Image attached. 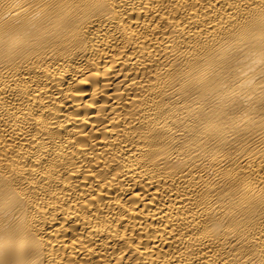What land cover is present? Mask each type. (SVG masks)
Segmentation results:
<instances>
[{"label":"bare ground","instance_id":"1","mask_svg":"<svg viewBox=\"0 0 264 264\" xmlns=\"http://www.w3.org/2000/svg\"><path fill=\"white\" fill-rule=\"evenodd\" d=\"M0 264H264V0H0Z\"/></svg>","mask_w":264,"mask_h":264}]
</instances>
